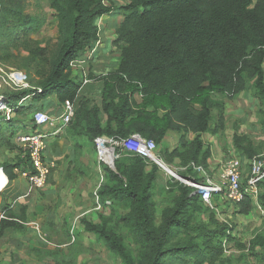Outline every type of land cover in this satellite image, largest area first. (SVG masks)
<instances>
[{
  "label": "trees",
  "instance_id": "obj_1",
  "mask_svg": "<svg viewBox=\"0 0 264 264\" xmlns=\"http://www.w3.org/2000/svg\"><path fill=\"white\" fill-rule=\"evenodd\" d=\"M46 1L58 29L55 51L49 57L47 48L28 38L42 22L25 13L19 0L0 1V61L16 58L13 50L18 53L21 46L27 60L37 66L39 80L33 87L41 89L23 104L17 102L35 90L6 95L17 101L8 104L14 116L0 121V146L15 147L22 154L10 140L33 128L31 116L40 110L33 104L55 94L60 104L75 106L67 127L75 152L86 143L94 146L98 137L119 141L135 134L154 141L167 166L185 168L178 175L198 182L195 168H207L211 157L201 136L223 129L226 101L252 89L262 107L258 113L264 128V0H130L119 9L124 19L113 42L119 51L117 69L90 76L103 82L99 106L78 100L81 83L73 76L71 63L97 39L96 21L112 7L102 0ZM43 65L48 66L47 73L41 70ZM214 94L223 100L213 99ZM214 112L216 125L211 128ZM188 133L195 138L188 140ZM169 135L177 137L172 147L165 143ZM232 146L248 160L262 153L237 128ZM116 151L120 157L113 160V169L99 164L104 183L97 191L98 203L108 212L97 220L83 217L79 222L120 264H244L243 255L227 254L231 246L246 250L233 224L220 219L199 193L172 179L158 194L157 166ZM19 161L0 168L5 181L14 178V169L28 166L27 159ZM258 190L255 200L244 195L237 204L228 202L233 214L246 218L260 209L264 219V179L258 182ZM219 195H213L211 203ZM25 222L26 208L20 206L14 213L0 205V239L9 230L23 233ZM249 246L259 250L257 257L264 263V226ZM47 255L55 256L54 264H77L71 256L60 258V250Z\"/></svg>",
  "mask_w": 264,
  "mask_h": 264
},
{
  "label": "crops",
  "instance_id": "obj_2",
  "mask_svg": "<svg viewBox=\"0 0 264 264\" xmlns=\"http://www.w3.org/2000/svg\"><path fill=\"white\" fill-rule=\"evenodd\" d=\"M129 2L130 0H102L105 6L112 7V11L102 15L96 21L98 37L95 41H98L99 45L95 47L92 44L89 49L82 52L80 57L71 64L73 76L81 83L78 100H86L89 105H100L103 90V82L92 79L90 76L97 77L106 75L118 67L119 51L113 42L116 38L115 31L124 19L119 9L128 5ZM262 69L264 71V64ZM238 98L240 97L238 96ZM134 99L137 102L140 101L138 95H135ZM213 99L223 100L219 94H214ZM35 106L47 112L52 117L59 116L62 112V104L58 102L55 94L38 101ZM225 107L226 102L223 110L224 119L228 116ZM101 119L104 123L105 116L101 115ZM54 125L55 123L53 122L52 124L45 125L41 129L43 132L52 134L48 139L44 154L45 160L51 164L52 169L48 181L42 189L31 188L26 178L19 172H16V169L13 171L14 178L9 181H5L0 174V189L6 186L4 190L0 191V205L12 209L14 213H17L20 206L26 208L24 232L17 233L9 230L0 239V264H12V259L15 258V255H19L18 253L27 245L28 240L25 234L27 231L35 234L36 230H41V227L44 226L43 224L50 220L65 219L66 225L69 226L71 222L75 223L79 217L84 216L85 213L84 215L75 217L69 223V211H84L90 207L89 204L87 205V197H89L91 188H89L90 183L96 182L92 193H94L99 185L104 183V173L97 163V157H95L92 149L93 146L86 143L79 150V153L75 152L73 139L68 135L67 129L62 133L53 135ZM215 125L211 121L210 127L213 128ZM30 130V127L26 129V131ZM233 134L234 131L229 132L226 124H224L223 129L218 131V133L202 134L201 139L205 146L210 148L211 157L207 161V168L198 166L201 168L200 172H197L195 169L197 173L196 178L200 179L198 183L207 184L209 182L212 186H218L222 181L223 165L227 160L232 158L241 160L244 173V163L249 160L236 154L232 146ZM227 136H229V139L225 142ZM194 138V134H187L188 140H193ZM10 141L14 145L15 139L13 140L12 138ZM176 142L177 137L169 135L165 143L168 147H172L176 145ZM228 147L231 148L228 151L229 158V155L225 154L227 152L225 149H228ZM21 157V153L15 147L9 149L4 145L0 146V168H2L3 164L20 162L19 159ZM171 168L177 172L185 170V168L175 166H171ZM149 169L150 167L147 168V170ZM170 180L171 178L165 172L157 168L156 190L158 194H160ZM244 182L245 178L242 174V183ZM228 204L224 194L219 195L216 203H211L218 214ZM65 207L69 210H66ZM70 234L72 235L73 233L70 231ZM3 242L9 247L8 253L10 255L8 256L9 260H4V262L2 261L3 252L1 247Z\"/></svg>",
  "mask_w": 264,
  "mask_h": 264
},
{
  "label": "rangeland",
  "instance_id": "obj_3",
  "mask_svg": "<svg viewBox=\"0 0 264 264\" xmlns=\"http://www.w3.org/2000/svg\"><path fill=\"white\" fill-rule=\"evenodd\" d=\"M19 3L24 7L25 13L42 22L40 30L37 33L29 35L28 38L32 40V42H38L42 48H47V56H51L55 51L57 42L56 39L58 36L57 20L54 15L55 13L48 7L46 0H19ZM31 45H33V43ZM18 46H20V43H18ZM9 48H12L11 45ZM13 54H17V57L5 63L0 61V67L3 71L0 72V95L6 96L9 93L18 94L24 91V89L20 88L17 89L14 87H7L1 79L4 77L5 73L21 72L26 76V82L30 87L35 86V83L39 80V77L35 75L37 66L27 60V53L22 49V47L20 46L18 53H14L13 50ZM41 70L43 73H47L48 66L43 65ZM239 97L240 98L237 97L235 101H226L225 109L228 112V116L224 119L225 121L223 124H226L229 132H235L237 128L238 133L246 135L252 139L256 146L261 147L260 149L262 153L260 155L264 156V128L259 123L261 114L258 113V110L262 109V107H260V103L255 98L252 89L241 93ZM10 101L15 104L17 100L14 98ZM17 103L19 104V101ZM215 113L216 112L213 113V125H215ZM2 119L3 115L0 114V121H2ZM228 139L229 136L225 138V142H227ZM92 149L95 153V157H97L95 146H93ZM225 150H227L225 153L227 155L231 148L228 147V149ZM229 157L230 155L228 158ZM244 169L245 171L243 176L245 178L249 170L248 161L244 163ZM95 184L96 182H91L89 185V188H91L89 197H87V205L89 204L90 207L84 211H69V223L75 217H79L85 213L84 216L79 217L75 223L71 222L69 226L66 225L65 219L55 221L50 220L43 224L44 226L41 227V230H36L35 234L31 231H27L25 233L26 239L28 240L26 243L27 245L23 248V250L21 249L22 251L18 253L19 255H15V258L12 259V264H54L55 256L47 254L56 250H60V255H62L60 258L63 256H71L76 260L77 264H120V260L114 257L104 247L103 243L98 242L93 236L82 231L80 227L79 221L81 218L89 217L90 219L97 220L98 215L108 212V209H104L103 207L100 210L95 209L96 199L92 193ZM159 198L160 197H157L158 202H160ZM158 206L160 207V204H158ZM65 208L66 210H69L67 207ZM233 211V206L228 204L220 210V214L218 215L220 219L233 224L235 228V236L245 245L246 250L241 252L231 246V249L227 252V254L233 255L234 258H238L243 255L241 263L244 264H264L257 257L256 252H259V250H251L249 246V242L253 236L263 229L264 219L262 217V213L260 212L261 210L254 209L251 216L246 218L234 215ZM68 230H70L73 234L71 235L70 231L68 233ZM1 247L3 252L2 261L4 262V260H9V247L4 242Z\"/></svg>",
  "mask_w": 264,
  "mask_h": 264
},
{
  "label": "built area",
  "instance_id": "obj_4",
  "mask_svg": "<svg viewBox=\"0 0 264 264\" xmlns=\"http://www.w3.org/2000/svg\"><path fill=\"white\" fill-rule=\"evenodd\" d=\"M93 45L96 47L99 45V42L94 41ZM0 72H3L1 67ZM1 79L2 82L9 88L14 87L17 89L35 90L33 94H28L21 98L19 104L32 101L34 94L41 93V89L30 87L27 84L26 76L21 72L5 73L4 77ZM9 102L10 100L7 96L0 95V114L3 115V119L5 120H9L14 116V110L8 106ZM74 112L75 106L69 102L62 104V112L56 117H52L50 114L41 109L37 110L31 116L33 128L30 131H23L15 134V144L21 150L22 158L25 160L27 159L28 162L27 167L21 166L15 171L19 172L26 178L31 188L42 189L46 185L52 169L51 164L48 163L44 157L48 139L52 134L43 132L41 130L42 127L54 122L55 125L53 135L62 133L71 123ZM93 143L97 151L98 164L104 163L108 165L110 160L119 158L120 155L117 153V149H119L120 152L128 153L131 156H140L147 160L150 164H154L158 169L165 172L171 180L173 179L174 181L190 187L195 192L199 193L202 202L209 206H212L211 202L213 194L223 193L226 200L231 204L241 202L244 195H249L251 198L256 199L259 192L258 182L264 179V156L262 155L255 156L248 161L249 170L244 183H242V162L238 158H232L227 160L223 165L221 183L218 186H212L209 182L207 184L198 183L193 179H185L178 175L177 171L167 166L162 159H160L158 156V147L152 140H147L134 134L119 141L102 136L94 139ZM107 150L112 151L108 156L106 154ZM109 157L110 160H108ZM195 169L197 172L201 171L200 167ZM0 174H3L1 169ZM5 187L6 186L1 188L0 191L4 190ZM99 187L100 185L94 191L93 195L96 199L95 209L100 210L102 207L98 203L97 195ZM260 212L263 214L262 211Z\"/></svg>",
  "mask_w": 264,
  "mask_h": 264
},
{
  "label": "water",
  "instance_id": "obj_5",
  "mask_svg": "<svg viewBox=\"0 0 264 264\" xmlns=\"http://www.w3.org/2000/svg\"><path fill=\"white\" fill-rule=\"evenodd\" d=\"M108 166H109L111 169L114 168V167H113V160H110V162H108Z\"/></svg>",
  "mask_w": 264,
  "mask_h": 264
},
{
  "label": "bare ground",
  "instance_id": "obj_6",
  "mask_svg": "<svg viewBox=\"0 0 264 264\" xmlns=\"http://www.w3.org/2000/svg\"><path fill=\"white\" fill-rule=\"evenodd\" d=\"M112 139V138H111ZM106 152H108V155H110L111 154V150H107ZM108 160H110V157H109V159Z\"/></svg>",
  "mask_w": 264,
  "mask_h": 264
}]
</instances>
